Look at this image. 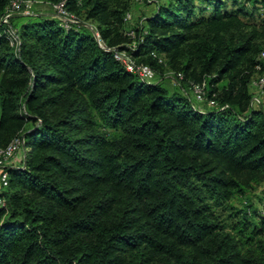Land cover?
Wrapping results in <instances>:
<instances>
[{"label":"trees","instance_id":"1","mask_svg":"<svg viewBox=\"0 0 264 264\" xmlns=\"http://www.w3.org/2000/svg\"><path fill=\"white\" fill-rule=\"evenodd\" d=\"M13 1L0 0V149L24 136L29 151L1 184L0 264H264V210L248 204L233 232L212 206L264 186V0H143L135 26L132 0H42L64 1L70 28L40 12L5 23ZM193 83L218 106L195 105Z\"/></svg>","mask_w":264,"mask_h":264},{"label":"built area","instance_id":"2","mask_svg":"<svg viewBox=\"0 0 264 264\" xmlns=\"http://www.w3.org/2000/svg\"><path fill=\"white\" fill-rule=\"evenodd\" d=\"M33 0H14L12 2V6L8 10V13L3 18V22L9 23V19L11 16L15 15V9H20L25 3L31 2ZM39 1V0H35ZM52 14L55 17H58L62 20V24L66 28H70L73 24L78 23V19L75 15L68 12L65 8L64 1L54 5V13ZM127 18H131V14H127ZM91 29L94 27L90 25ZM94 30V29H93ZM11 33L14 36L13 43L15 40L19 42L17 36L15 35V31L11 29ZM134 36V32L130 33ZM95 37L98 41V43L104 48L105 46L102 43V40L100 38V35L98 32L95 31ZM130 47H132L130 45ZM115 53L116 59H118L129 71L136 73L141 79L148 81V82H157L158 77L156 71L149 65L146 64H137L133 57L129 54L128 50H119V49H112ZM262 57H264V52L261 54ZM170 76V75H169ZM172 77V76H170ZM182 78V75H179V79ZM175 84L179 85V82L177 80H174ZM256 87H258V94H253L252 98V105L254 106V103L261 104V96L264 94L263 92V86H264V77H259L255 80H253L252 84ZM192 96L193 101L197 103L207 102L210 106L216 107L218 106V102L211 98H207L206 96V90L205 85L200 83H193L192 84ZM195 104V103H194ZM197 105V104H195ZM227 107V105H223L222 108ZM29 151V147H27L24 136L15 138L7 148L0 149V184L3 186L8 185L9 180V172L6 170L9 166H17V165H25L27 152ZM6 205V199L4 197H0V207H3Z\"/></svg>","mask_w":264,"mask_h":264},{"label":"rangeland","instance_id":"3","mask_svg":"<svg viewBox=\"0 0 264 264\" xmlns=\"http://www.w3.org/2000/svg\"><path fill=\"white\" fill-rule=\"evenodd\" d=\"M153 1V0H151ZM131 8V21L129 22V26H135L138 22L139 18L143 15L149 14L154 6L151 3H146L143 0H132L130 4ZM229 7H234L232 5V1L229 3ZM248 11H251L252 7L250 5L246 6ZM16 15H28L36 12L40 13H54V8L49 6L42 0L39 1H31L25 3L20 9H15ZM15 15V16H16ZM260 18L258 12H255L252 16H247L249 20H257ZM258 78V77H257ZM256 78V79H257ZM165 86L170 90H175V81L172 77L167 76L164 81ZM251 91L253 94H258V87L251 85ZM192 100V92L190 93ZM195 104L200 107H205L206 103H197L193 101ZM255 107L264 108V94L261 96V104L257 102L254 103ZM5 189L1 188L0 184V192H4ZM264 186L262 184H256L253 189L246 193H236L230 201H213V209L215 213L218 215L219 220L222 224L227 227V230L236 232L238 229V224L240 221H243L245 218V209L248 204L252 205L255 209L259 208L264 210ZM248 219V218H247ZM248 221H250L248 219ZM252 221V220H251ZM256 221V219H254Z\"/></svg>","mask_w":264,"mask_h":264},{"label":"crops","instance_id":"4","mask_svg":"<svg viewBox=\"0 0 264 264\" xmlns=\"http://www.w3.org/2000/svg\"><path fill=\"white\" fill-rule=\"evenodd\" d=\"M1 172V171H0Z\"/></svg>","mask_w":264,"mask_h":264}]
</instances>
